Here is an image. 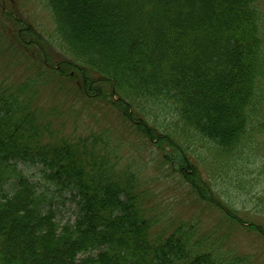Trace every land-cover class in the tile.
I'll use <instances>...</instances> for the list:
<instances>
[{
    "label": "trees",
    "instance_id": "16d2710c",
    "mask_svg": "<svg viewBox=\"0 0 264 264\" xmlns=\"http://www.w3.org/2000/svg\"><path fill=\"white\" fill-rule=\"evenodd\" d=\"M44 1L66 68L85 89L115 96L111 104L137 133L170 146L164 156L200 200L246 223L216 200L175 139L192 132L226 160L251 148L247 130L264 85L258 1ZM39 82L0 87V264H222L218 249L192 241L196 224L158 229L138 173L119 165L102 134L52 131L56 108L33 105ZM153 105L170 109L175 133L161 134L157 116L148 119ZM55 191L73 202V218L57 217ZM247 229L258 231L253 222Z\"/></svg>",
    "mask_w": 264,
    "mask_h": 264
},
{
    "label": "rangeland",
    "instance_id": "374dc122",
    "mask_svg": "<svg viewBox=\"0 0 264 264\" xmlns=\"http://www.w3.org/2000/svg\"><path fill=\"white\" fill-rule=\"evenodd\" d=\"M257 1L264 32V0ZM57 43L44 0H0V87L37 78L39 95L33 105L45 111L56 108L52 131L71 137L102 134L119 165L138 173L144 202L150 215L157 217L158 229L170 231L180 223L191 222L198 232L192 241L218 249L225 258L222 264H264V85L258 111L247 130L251 148L243 156L232 160L216 156L209 144L192 132L175 139L187 150L206 184L214 188L216 200L246 222L234 223L222 208L196 196L179 175L171 155L169 159L164 156V152L171 154L170 146L157 145V139L137 133L133 126L136 121L127 120L120 108L111 104L117 100L115 96L99 97L95 89H85L79 74L66 68L71 63ZM94 85L110 93L108 85ZM82 87L86 94H82ZM148 111V119L157 116L161 134L178 129L169 108L153 105ZM24 169L34 179L39 178L35 167ZM55 192L52 204L58 210L57 217L62 221L73 218V202L67 194ZM250 222L257 225V232L247 229Z\"/></svg>",
    "mask_w": 264,
    "mask_h": 264
}]
</instances>
